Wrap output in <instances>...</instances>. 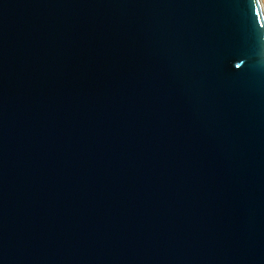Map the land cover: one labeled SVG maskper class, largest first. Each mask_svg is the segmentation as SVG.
Returning <instances> with one entry per match:
<instances>
[{"label":"water","instance_id":"water-1","mask_svg":"<svg viewBox=\"0 0 264 264\" xmlns=\"http://www.w3.org/2000/svg\"><path fill=\"white\" fill-rule=\"evenodd\" d=\"M0 264H264L261 0H0Z\"/></svg>","mask_w":264,"mask_h":264},{"label":"rangeland","instance_id":"rangeland-1","mask_svg":"<svg viewBox=\"0 0 264 264\" xmlns=\"http://www.w3.org/2000/svg\"><path fill=\"white\" fill-rule=\"evenodd\" d=\"M261 2H262V5H263V9H264V0H261Z\"/></svg>","mask_w":264,"mask_h":264}]
</instances>
